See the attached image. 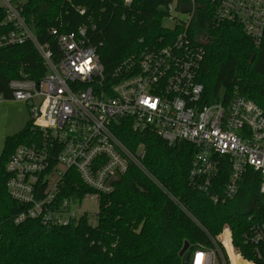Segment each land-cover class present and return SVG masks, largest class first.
<instances>
[{"label":"built area","instance_id":"built-area-1","mask_svg":"<svg viewBox=\"0 0 264 264\" xmlns=\"http://www.w3.org/2000/svg\"><path fill=\"white\" fill-rule=\"evenodd\" d=\"M22 2L0 0L4 23L13 25L0 36V48L31 41L48 72L40 80L12 79L9 92L0 91V104L22 101L31 114L26 140L6 163L7 190L21 206L15 223L38 220L48 226H68L87 217L95 224L98 212L91 217L84 201L100 202L103 195L112 194L115 181L131 165L167 192L145 167L143 146L134 151L118 136L116 127L124 120L135 130L154 131L169 144L190 142L196 149L191 183L209 192L215 203L235 199L248 167L260 172L264 194V110L242 94L228 103L203 100L205 87L199 73L206 56L204 39L192 37L189 31L201 14L214 27L240 26L259 47L264 39V0H188L186 12L178 10V1L169 3L164 7L165 26L172 30L180 26L178 34L161 37L111 75L106 74L86 26L71 32L52 28L56 53L38 40L21 14ZM224 167L228 178L217 190ZM71 170L90 189L82 197L77 196L79 189L68 186ZM227 231L235 260L223 241ZM244 239L255 259L235 247L232 229L225 224L214 247L190 252L189 264H264V222L253 221Z\"/></svg>","mask_w":264,"mask_h":264},{"label":"trees","instance_id":"trees-1","mask_svg":"<svg viewBox=\"0 0 264 264\" xmlns=\"http://www.w3.org/2000/svg\"><path fill=\"white\" fill-rule=\"evenodd\" d=\"M174 1L179 3L178 10L187 11L188 0H23L20 10L38 40L56 53L52 28L71 32L86 26L106 74L111 75L161 37L178 34L180 26L172 30L164 24V7ZM199 16L189 31L192 37L204 39L206 56L199 73L205 87L203 100L228 103L242 94L264 110V39L257 47L240 26L214 27ZM5 18L0 8V36L13 29L4 23ZM47 72L31 41L0 48V91L5 94L10 80H40ZM29 124L6 139L0 158V264H185V256H180L185 242L190 244L188 252L214 247L225 224L232 229L235 247L246 258L255 259L244 235L253 221L264 222L260 172L248 167L235 199L215 203L209 192L191 183L196 149L190 142L169 144L150 129L135 130L128 120L116 127L118 136L134 151L143 146L145 167L167 192L140 167L131 165L115 181V191L101 197L95 224L87 217L68 226H48L38 220L15 223L21 206L7 190L6 163L26 140ZM228 172L222 169L217 190ZM68 179V186L79 189L78 197L90 191L75 171L69 172ZM223 241L235 260L228 231Z\"/></svg>","mask_w":264,"mask_h":264},{"label":"rangeland","instance_id":"rangeland-1","mask_svg":"<svg viewBox=\"0 0 264 264\" xmlns=\"http://www.w3.org/2000/svg\"><path fill=\"white\" fill-rule=\"evenodd\" d=\"M165 25H168L164 21ZM31 114L28 104L22 101H6L0 104V158L6 145V139L19 133L30 121ZM83 208L95 216L99 209L97 199L87 200Z\"/></svg>","mask_w":264,"mask_h":264},{"label":"water","instance_id":"water-1","mask_svg":"<svg viewBox=\"0 0 264 264\" xmlns=\"http://www.w3.org/2000/svg\"><path fill=\"white\" fill-rule=\"evenodd\" d=\"M189 247H190V244H189L188 241H186L184 246H183V248L180 251V256L181 257L185 256V260H184L185 264H189V260H190V255L191 254H190V252H188Z\"/></svg>","mask_w":264,"mask_h":264}]
</instances>
